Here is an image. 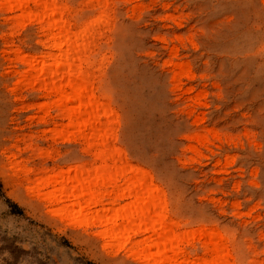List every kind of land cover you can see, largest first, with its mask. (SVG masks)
<instances>
[{
  "label": "rangeland",
  "instance_id": "1",
  "mask_svg": "<svg viewBox=\"0 0 264 264\" xmlns=\"http://www.w3.org/2000/svg\"><path fill=\"white\" fill-rule=\"evenodd\" d=\"M53 1V19L88 32L75 57L110 146L95 156L91 131L69 127L22 61L50 63V12L0 0V264H155L160 229L107 221L134 202L122 197L134 168L158 189L153 220L166 210L180 251L170 258L209 261L213 238L222 264H264V0ZM80 175L91 181L78 198Z\"/></svg>",
  "mask_w": 264,
  "mask_h": 264
},
{
  "label": "bare ground",
  "instance_id": "2",
  "mask_svg": "<svg viewBox=\"0 0 264 264\" xmlns=\"http://www.w3.org/2000/svg\"><path fill=\"white\" fill-rule=\"evenodd\" d=\"M28 3H33L36 7H38V9L42 8L50 12L49 14H46L45 33L48 37V41L51 43L50 47H52L54 52L44 57V59L50 61V63H46L43 67L40 66V68H37V61L33 60L31 57H26L22 61L30 65V70L36 71L41 78L46 80L44 85L48 93L53 95L57 94L59 96L58 104L61 111L64 112L66 118L69 120V127L76 128L81 132L85 129L91 131L90 137H88L91 144L88 145V149H100L101 151H97L98 153H96L95 156L98 158L104 157L105 150L109 148L110 145L105 138L97 140L100 138L97 134L99 130V122L97 121V118L100 114L99 111L102 109V105L95 97L86 96V91L90 89L88 86L86 87L84 85L88 75L86 71L79 66L77 58L75 57L78 53L79 42L82 41L86 35H88V32L86 30H82L73 34L72 31V33L69 31L72 29L69 27L68 29L61 22H59V20L53 19L55 13L50 9L51 5L54 3L53 0H17V8H24V6ZM104 114H108L109 116L114 115L112 110H106ZM111 149L112 152L110 155H115L116 158H120L125 161V159L122 158L124 155L120 148ZM105 172L106 169L102 168V171H98L97 174L100 173L102 176H107ZM125 172H127V170ZM132 172L133 174L139 175L140 181L135 185H130V187L125 190V194H123L122 197L132 196L134 197V202L125 210V213L113 218H107V221L110 223H114L115 220L127 222L135 215H140L141 218L148 219L147 223L143 224L144 226L142 227V232L146 230H154L155 227L160 229L159 233H154V236L160 240V242L155 244V246L159 245L160 248H157L155 253L148 255L149 257H157L154 263L189 264L184 260L179 262L176 259L173 260L170 258L172 255L174 258L178 257L180 255V251L177 247L172 246L174 244L172 243L174 242V237L172 236L171 231L166 227L169 224H164V220L167 218L166 210H161V216L158 221L154 222L153 220L155 206L158 203V196L160 195L158 194V189L152 185L151 177L141 168H134L132 169ZM105 179V181L100 179V183H110V177H106ZM113 180H111V182ZM90 181L91 179H87L82 175L77 176L70 181L72 191L75 186L78 187L75 190L76 197L81 198L83 196L79 189H83L86 192L88 191L90 188ZM62 184L63 182L60 180L59 185L62 186ZM62 189L63 187L60 188V190ZM92 199L93 198H91V202L84 207L79 204H76L75 207H77V210H80L82 208L92 206ZM148 205H150L149 210L146 207ZM171 225L175 227L174 224ZM131 232L133 234L136 232V229H133ZM147 243L149 244L148 247H151V241L148 240ZM206 244L208 249L207 254L211 256V260L204 261L202 264H222L223 260L219 255V242L210 238Z\"/></svg>",
  "mask_w": 264,
  "mask_h": 264
},
{
  "label": "trees",
  "instance_id": "3",
  "mask_svg": "<svg viewBox=\"0 0 264 264\" xmlns=\"http://www.w3.org/2000/svg\"><path fill=\"white\" fill-rule=\"evenodd\" d=\"M5 201H6V203L8 205H10V207H13L14 209H16V211H17L16 213H22L21 210H20V208L16 204H14L13 202H11L9 199H5Z\"/></svg>",
  "mask_w": 264,
  "mask_h": 264
}]
</instances>
